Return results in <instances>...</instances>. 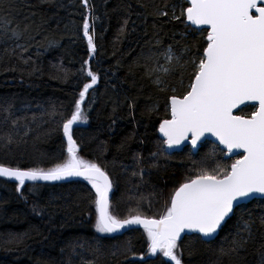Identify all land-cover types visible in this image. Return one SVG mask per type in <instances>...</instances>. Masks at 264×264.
<instances>
[{
  "label": "trees",
  "instance_id": "16d2710c",
  "mask_svg": "<svg viewBox=\"0 0 264 264\" xmlns=\"http://www.w3.org/2000/svg\"><path fill=\"white\" fill-rule=\"evenodd\" d=\"M187 7L186 0H0V163L47 170L67 159L63 121L90 68L98 80L73 138L78 155L110 176L113 215L159 219L175 189L201 168L230 167L237 158L214 142L168 154L158 133L170 97L189 90L192 61L207 46L208 31L186 23ZM169 46L179 63L164 59ZM17 187L0 177V264H173L149 253L143 228L97 232L95 190L86 180ZM177 244L182 264H264V199L237 207L215 239L192 234Z\"/></svg>",
  "mask_w": 264,
  "mask_h": 264
},
{
  "label": "snow or ice",
  "instance_id": "6c2138e0",
  "mask_svg": "<svg viewBox=\"0 0 264 264\" xmlns=\"http://www.w3.org/2000/svg\"><path fill=\"white\" fill-rule=\"evenodd\" d=\"M82 3L87 6L88 0ZM184 13L192 25L208 26L207 47L198 63L192 61L195 72L189 90L182 96L170 97L171 118L159 126L165 138L163 144L171 148L190 139L195 147L209 133L229 153L243 149L240 159L226 168L211 171L201 168L175 189L170 206L159 219L140 214L120 219L113 215L109 200L112 181L99 164L78 155L79 145L73 138V126L87 120L82 105L98 80L89 68L86 75L90 82L83 85L74 111L62 125L67 159L47 170L0 163V177L14 179L18 191L26 181L83 177L95 190L97 232L113 233L127 225H143L149 253L161 252L173 264H182V253L177 252L181 233L188 230L201 234L202 238H212L241 201L250 200L255 194L264 195V0H190ZM83 35L94 52L88 19L83 23ZM163 55L169 64L173 59L179 63L180 57L174 55L171 46ZM156 83H161L159 78ZM245 101H258V109L250 117L234 115L233 109ZM250 227L247 222L243 224L246 231L250 232Z\"/></svg>",
  "mask_w": 264,
  "mask_h": 264
},
{
  "label": "water",
  "instance_id": "95a60500",
  "mask_svg": "<svg viewBox=\"0 0 264 264\" xmlns=\"http://www.w3.org/2000/svg\"><path fill=\"white\" fill-rule=\"evenodd\" d=\"M186 1L188 2L189 6H190V0H186ZM189 6H188V7H189ZM253 14H255L254 11H253ZM185 18H186V13H185ZM186 23H187L188 25H190L191 27L195 28V29H206V30H209V29H208V26H206V25H201V26L192 25L190 22L187 21V19H186ZM206 47H207V46H206ZM247 105H253V106H256L257 109H258V107H259L258 101H245L244 104H241V105H239L236 109H233V114H234V115H238V116H242V115L238 114L237 112H238L240 109L246 107ZM169 107H170V104H169ZM257 109H256V110H257ZM244 117H245V116H244ZM170 118H171V114H170ZM170 118H169V119H170ZM158 133H159L160 138H161L162 140H164L165 138L163 137V134L160 133L159 129H158ZM207 141H211V142H214V143L218 144V145L221 147V149H223V150L226 151V157H227V158H229V157H236V156H240V158H241L242 155H243V149H235V150H233L232 153H229V152L227 151V149L225 148V146L222 145V144H220L219 141H218V139H217L214 135L209 134V133H206L205 136L202 137L200 141H198V143H197V145H196L195 147L192 146L191 141H190V139H189V140H185V141L182 142L180 145L173 146V147H171V148H169V147L165 144V151H166L168 154H172V153H174V152L181 151V150H183L185 147L189 146V147L193 150V152L196 153V152H198V150L200 149L201 145H202L203 143L207 142ZM240 158H239V159H240ZM108 176H109V175H108ZM109 178H110V176H109ZM8 179H10V178H8ZM12 180H14V179H12ZM74 180H85V179H84L83 177H67V178H64V179H62V180H58V181H35V182H38V183H59V182H69V181H74ZM110 180H111V178H110ZM26 182H33V181H26ZM112 185H113V184H112ZM112 195H113V187H112V190H111L110 193H109V200H110V202H111V199H112ZM254 199H264V195H261V194H255V197H254V198H252V199H250V200H244V201H241V202H240V205H242V204H246V203H249V202H251V201L254 200ZM236 208H237V207H236ZM236 208H235V209H236ZM234 211H235V210H234ZM232 215H233V214H231L230 217H231ZM230 217H229V218H230ZM229 218H226V221H227ZM223 224H224V223H223ZM223 224H222V226H223ZM222 226H221V227H222ZM137 228H143V229H144L143 225H140V224H132V225H127V226H125V228L120 229L119 231H117V232H113V233H110V234H112V235H121V234H123V233H125V232H127V231H130V230H133V229H137ZM219 230H220V229H218L217 233L214 234V236H213L212 238H202V239L205 240V241H211V240L215 239V238L217 237L218 233H219ZM192 234H198V235L201 236V234H199V233L190 232V231L186 230L185 232L181 233V237L178 239L177 242L181 241L185 235H192ZM167 259H168V258H167Z\"/></svg>",
  "mask_w": 264,
  "mask_h": 264
},
{
  "label": "rangeland",
  "instance_id": "374dc122",
  "mask_svg": "<svg viewBox=\"0 0 264 264\" xmlns=\"http://www.w3.org/2000/svg\"><path fill=\"white\" fill-rule=\"evenodd\" d=\"M82 123H85L84 121H82Z\"/></svg>",
  "mask_w": 264,
  "mask_h": 264
}]
</instances>
